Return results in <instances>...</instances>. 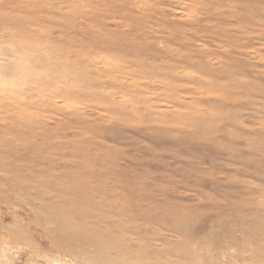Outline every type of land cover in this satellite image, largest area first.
<instances>
[{"label": "rangeland", "instance_id": "rangeland-1", "mask_svg": "<svg viewBox=\"0 0 264 264\" xmlns=\"http://www.w3.org/2000/svg\"><path fill=\"white\" fill-rule=\"evenodd\" d=\"M0 250L264 264V0H0Z\"/></svg>", "mask_w": 264, "mask_h": 264}, {"label": "bare ground", "instance_id": "bare-ground-1", "mask_svg": "<svg viewBox=\"0 0 264 264\" xmlns=\"http://www.w3.org/2000/svg\"><path fill=\"white\" fill-rule=\"evenodd\" d=\"M1 251V250H0ZM3 253V252H1ZM1 256V255H0ZM1 263L2 264H8V260L6 259V256L5 254L3 253L2 256H1ZM50 264H65L64 262L62 261H59V260H52L50 261Z\"/></svg>", "mask_w": 264, "mask_h": 264}]
</instances>
